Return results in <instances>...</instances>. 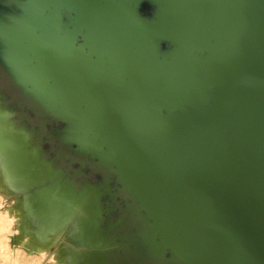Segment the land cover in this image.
Returning <instances> with one entry per match:
<instances>
[{"label":"water","instance_id":"obj_1","mask_svg":"<svg viewBox=\"0 0 264 264\" xmlns=\"http://www.w3.org/2000/svg\"><path fill=\"white\" fill-rule=\"evenodd\" d=\"M0 67L42 119L16 125L0 90V148L25 193L86 203L89 264H264V0H8ZM49 136L106 179L76 190Z\"/></svg>","mask_w":264,"mask_h":264},{"label":"rangeland","instance_id":"obj_2","mask_svg":"<svg viewBox=\"0 0 264 264\" xmlns=\"http://www.w3.org/2000/svg\"><path fill=\"white\" fill-rule=\"evenodd\" d=\"M1 92L5 99L3 107L14 110L12 118L15 117L16 125L29 129L41 128L18 118L20 114H26L35 121L37 118L42 120L38 114L33 113L29 107L25 108L23 104L15 105L10 97H7L2 90ZM38 140H41V137H36L35 141ZM50 145L51 139L48 144L40 146L42 157L46 160L54 157ZM7 147L6 145L0 148V264H89L87 251L77 248L85 243L84 240L79 239L82 230L91 219L86 203H81L71 210H64L56 204L51 194L46 199L42 191L25 193L37 180L28 176L24 169L18 171L15 161L9 162ZM72 164L59 158L52 163V167L64 171L74 182L76 190L92 185L87 178L92 168L76 173L79 168ZM76 175L80 177L77 176L76 179ZM105 204L110 205L111 202L101 199L98 206L103 210ZM118 217L117 211L103 216L95 231L104 235L108 225H115L117 227L109 233L107 240L128 236L125 234L127 225L117 224ZM100 244H98L99 249L103 247V244ZM105 251L102 256L106 264H148L143 262L144 260L133 262L131 258L135 259L136 256L128 253H126L128 261L124 263L120 259L123 251L116 250L111 253Z\"/></svg>","mask_w":264,"mask_h":264},{"label":"flooded vegetation","instance_id":"obj_3","mask_svg":"<svg viewBox=\"0 0 264 264\" xmlns=\"http://www.w3.org/2000/svg\"><path fill=\"white\" fill-rule=\"evenodd\" d=\"M8 0H0V3H6ZM0 89L3 91V93L7 96L11 98L12 103H14L15 105H19V104H23L24 107H29V105L24 102L21 98L20 95L14 90V88L12 87V85L10 84L9 80L7 79L5 73L3 72V70L0 67ZM30 108V107H29ZM19 119L21 120H26L27 122H29L32 126H36V127H40L42 124V120H38L35 121L34 119H31L28 115L26 114H20L18 116ZM45 133V132H44ZM51 139V145L49 146L51 148L52 153H54V155H59V153L61 151H65V148L60 145L59 143H57L51 136H49ZM66 154H68L71 157V161L74 162L72 165H76L78 166L77 168L80 167V165L77 163L78 160L80 159L79 157H76L74 154L66 152ZM72 172V171H71ZM103 173L102 171H96L94 168L91 169L90 174H87V178L88 181L90 182V184L95 185L99 180H105V177H102ZM76 175V179H77ZM80 177V176H78ZM125 198L124 194H119L118 195V201H123ZM114 203V201H111V204Z\"/></svg>","mask_w":264,"mask_h":264}]
</instances>
